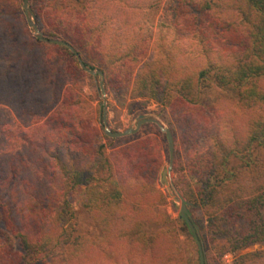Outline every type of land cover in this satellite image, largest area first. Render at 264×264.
Here are the masks:
<instances>
[{
    "label": "trees",
    "instance_id": "16d2710c",
    "mask_svg": "<svg viewBox=\"0 0 264 264\" xmlns=\"http://www.w3.org/2000/svg\"><path fill=\"white\" fill-rule=\"evenodd\" d=\"M160 1L28 3L105 88L161 105L175 186L203 208L214 254L259 244L233 264H264V0H171L153 25ZM80 73L66 46L31 34L22 0H0V264H184L187 224L151 208L166 199L157 142L107 136Z\"/></svg>",
    "mask_w": 264,
    "mask_h": 264
},
{
    "label": "rangeland",
    "instance_id": "374dc122",
    "mask_svg": "<svg viewBox=\"0 0 264 264\" xmlns=\"http://www.w3.org/2000/svg\"><path fill=\"white\" fill-rule=\"evenodd\" d=\"M170 3L171 0H161L157 7L148 13L150 21L153 23V25H155L159 20H168L169 18H171ZM77 85L80 88V94L84 96L90 103H92L94 107H96L99 103L101 104V106L103 105V99L100 97L98 87V76L90 77L88 75L80 73L77 76ZM104 101L107 126L113 132H122L127 128H135L137 122L140 120V116H143L145 118H155L168 128L167 117L163 116L161 105L147 97L135 96L131 92V87L123 88L120 91H114L112 89L105 88ZM98 124L101 130L104 132L105 126L103 122L101 123V125L100 123ZM126 137H130V140H132V142L137 140L138 138L146 137L154 138L157 142L160 149V163L159 169L153 182L155 188L161 191L165 195L166 199H163L162 201H156V204L152 205L151 208L156 214H164L165 216H169L172 219L178 218L180 216V202L173 200L167 194L165 186L161 180L162 171L165 167H167L169 161L168 143L165 134L155 124L146 122L141 124L137 132L126 135ZM125 144L127 143L120 144L118 146L122 147ZM175 158H177V151L174 147L173 161ZM168 179L175 186V173L173 171H171ZM196 184L197 182L195 180L190 179L191 188L195 192L197 190ZM175 188L182 194L179 188H177L176 186ZM195 206L196 205H191L190 202H187L188 212L193 222L198 226V234L202 244L205 264H233L239 253L250 252L261 248L259 244H254L236 252H227L222 254L220 257L216 256L211 247L214 242H211L209 239H204L203 241V234L197 222H204V224H206L205 221L207 217L204 215L202 207L197 206V208ZM177 231L178 239L176 246L183 253L184 264H200V261H198L199 250L195 238L192 235L188 234V232H186L184 228L180 227V223H177Z\"/></svg>",
    "mask_w": 264,
    "mask_h": 264
},
{
    "label": "water",
    "instance_id": "95a60500",
    "mask_svg": "<svg viewBox=\"0 0 264 264\" xmlns=\"http://www.w3.org/2000/svg\"><path fill=\"white\" fill-rule=\"evenodd\" d=\"M22 9L23 13L25 16V20L27 23V26L31 32V34L44 42H49L53 44H59V45H64L66 46L77 58L80 67L87 73L91 74L94 77L98 76V87H99V92H100V97L103 99V109H102V122L105 126L104 132L107 136L117 138V137H123L132 133H135L138 131L140 128L141 124L150 122L155 124L166 136V140L168 143V151H169V161L167 167H165L162 171L161 175V180L162 183L165 186V190L167 194L175 201L180 202V208H179V214L180 217L185 221L187 224L192 236L195 238L197 245H198V250H199V258H200V264H205V259H204V254H203V249H202V244L201 240L198 234V226L196 223L193 222L189 212H188V207H187V201L185 200L184 196L176 190L174 184L168 179V176L170 175L172 171V165H173V151H174V139L173 135L170 131L169 128L165 127L161 122H159L155 118H145L143 116H140V120L137 122L135 128H127L126 130L122 132H113L111 131L108 126H107V118H106V109H105V88H104V75L101 70H93L91 68H88L85 63L82 61L79 53L75 50V48L70 45L68 42H65L63 40L59 39H53V38H48L44 36L43 32L41 29H39L36 21H35V16L34 13L29 6L28 0H22Z\"/></svg>",
    "mask_w": 264,
    "mask_h": 264
}]
</instances>
